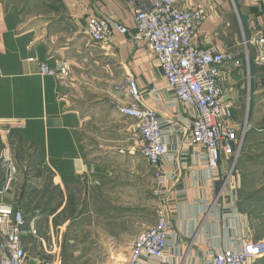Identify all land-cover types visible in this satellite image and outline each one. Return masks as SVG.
Instances as JSON below:
<instances>
[{
    "label": "crops",
    "instance_id": "0c3cea01",
    "mask_svg": "<svg viewBox=\"0 0 264 264\" xmlns=\"http://www.w3.org/2000/svg\"><path fill=\"white\" fill-rule=\"evenodd\" d=\"M175 3L204 13L194 44L235 57L221 64L218 83L233 124L246 129L245 141L235 171L229 173L232 158H220L215 182L205 150L189 139L193 109L165 90L156 55L133 40V10L125 1L0 0V151L9 148L26 167L4 201L26 215L45 213L39 236L22 237L27 264H59L64 252L91 264L118 255L124 264L128 249H117L153 225L160 208L165 254L139 264H201L215 251L264 239V183L255 187L264 180V66L253 61V40L264 31V0ZM94 17L112 26L106 47L85 33ZM62 61L67 81L39 74L40 63ZM127 75L162 123L168 154L159 179L139 154L135 121L117 110L131 102L123 89ZM2 183L0 172V189ZM253 264H264V256Z\"/></svg>",
    "mask_w": 264,
    "mask_h": 264
},
{
    "label": "built area",
    "instance_id": "2783aa9c",
    "mask_svg": "<svg viewBox=\"0 0 264 264\" xmlns=\"http://www.w3.org/2000/svg\"><path fill=\"white\" fill-rule=\"evenodd\" d=\"M133 10V40L142 41L157 58L164 77V88L180 102L193 109L189 127L192 145L206 152V164L210 179L219 178L221 157L232 158L229 173L243 147L246 129L233 124L232 106L223 101L218 83L220 66L234 60V53L215 46L200 48L193 43V30L204 18L201 9H183L175 0H123ZM112 26L105 18H91L85 33L94 44L108 46L112 41ZM120 33L127 30L118 27ZM256 65L264 66V31L253 40ZM29 60H33L32 58ZM250 58H245L249 63ZM41 76H54L67 81L68 66L57 62L54 66L39 64ZM129 103L117 107L121 116L135 121L142 145L139 154L159 179L163 171L162 161L168 148L162 137V123L155 109L142 104L140 91L130 76L124 80ZM153 91L157 89L152 87ZM26 167L15 159L9 148L0 151V172L3 183L0 189V264H27V252L22 237H38L39 213L26 215L20 208L6 203L4 197L18 181ZM226 181V179H225ZM225 181L221 184L222 194ZM220 193H217V196ZM216 196V197H217ZM168 232L166 213L158 209L153 225L137 234L130 242L124 264H139L143 257L163 258L167 247ZM264 256V239L244 240L237 249L225 248L213 252L201 264H253Z\"/></svg>",
    "mask_w": 264,
    "mask_h": 264
},
{
    "label": "rangeland",
    "instance_id": "374dc122",
    "mask_svg": "<svg viewBox=\"0 0 264 264\" xmlns=\"http://www.w3.org/2000/svg\"><path fill=\"white\" fill-rule=\"evenodd\" d=\"M245 141V140H244ZM239 159V156L237 157V160ZM237 160H235V162L233 163V166H232V171H233V169L235 168V164H236V161ZM234 171H235V169H234ZM257 183H256V185H255V187L257 186V184H263L264 183V180H261V179H259L258 181H256ZM260 189H262L261 187H260ZM45 213H42V215H44ZM30 215H31V217H33L34 215H35V213H30ZM42 215H41V213H40V215H39V218L36 220L37 221V226L40 224V223H43V220L41 219V217H42ZM43 219H46V218H43ZM260 221V220H263V218H259V219H256V222L258 223V221ZM45 221H47V219L45 220ZM39 227V226H38ZM42 234V233H41ZM49 238L51 237V236H53V230H52V233H50V228H49V226L47 227V231H46V233H45ZM45 238V237H44ZM45 241H46V239H45ZM130 240H128V241H126V243L127 244H125V245H120V251L121 252H119L118 251V249H117V251H116V253L117 254H122V253H124V248L126 247L127 249L129 248V244H130V242H129ZM50 246V247H49ZM49 246H47V249L49 250V251H53L54 250V244L53 243H50L49 244ZM61 254H62V252H61ZM57 257H60L61 255H60V253H59V255L57 254L56 255ZM118 257V255H116V257L115 258H117ZM115 258H113V259H111L110 261H108L107 262V260H103L102 262L104 263V264H106V262L108 263V264H120V262H122V261H119L120 259H118V260H116ZM93 261H91V260H80V261H76V260H70V259H68V255L67 254H65V252H64V254H63V258H62V260H60V263L59 264H91ZM101 262V261H100ZM99 262V263H100Z\"/></svg>",
    "mask_w": 264,
    "mask_h": 264
},
{
    "label": "trees",
    "instance_id": "16d2710c",
    "mask_svg": "<svg viewBox=\"0 0 264 264\" xmlns=\"http://www.w3.org/2000/svg\"><path fill=\"white\" fill-rule=\"evenodd\" d=\"M53 211H54V209H53ZM53 221H55V218L53 219Z\"/></svg>",
    "mask_w": 264,
    "mask_h": 264
}]
</instances>
